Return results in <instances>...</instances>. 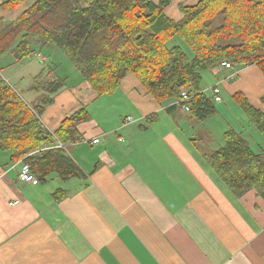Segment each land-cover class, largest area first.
<instances>
[{
  "label": "crops",
  "instance_id": "1",
  "mask_svg": "<svg viewBox=\"0 0 264 264\" xmlns=\"http://www.w3.org/2000/svg\"><path fill=\"white\" fill-rule=\"evenodd\" d=\"M22 11L0 17L12 23ZM257 69L238 70L235 82L226 80L230 70L213 73L231 95L242 92L261 107L264 75ZM245 73L251 82L241 84ZM27 74L6 80L35 102L40 94ZM77 86L58 91L40 118L54 135L86 109L79 135L65 145L80 177L26 184L21 161L0 152V264H264V200L255 190L237 197L218 178L210 152L189 132L199 124L188 112L175 101L157 102L127 75L112 95ZM128 117L135 123L125 125ZM203 142L208 151L222 147L221 140ZM45 147L40 151L58 149ZM259 150L264 158V144Z\"/></svg>",
  "mask_w": 264,
  "mask_h": 264
},
{
  "label": "trees",
  "instance_id": "2",
  "mask_svg": "<svg viewBox=\"0 0 264 264\" xmlns=\"http://www.w3.org/2000/svg\"><path fill=\"white\" fill-rule=\"evenodd\" d=\"M175 1L35 0L12 23L0 22V59L11 52L12 66L39 54L34 41L40 51L52 45L77 67L96 97L114 94L124 77L133 74L159 103L178 100L186 90L192 96L190 118L205 123L219 112L213 89L221 97V85L204 88V72L228 62L235 69L256 66L264 75V0L188 1L179 5L181 16L173 18L167 12ZM24 2L5 0L2 7L14 9ZM175 38L186 43L193 57L181 46H169ZM64 86L54 80L44 89L47 95L25 101L0 72V152L8 153L11 162L29 163L41 181L82 175L65 150L40 151L52 141L40 115ZM231 96L264 135V94L261 107L242 92ZM87 115L83 109L66 119L54 132L56 138L64 145L73 142ZM223 140L207 156L214 173L237 197L255 190L264 200L263 156L241 131L229 129Z\"/></svg>",
  "mask_w": 264,
  "mask_h": 264
},
{
  "label": "rangeland",
  "instance_id": "3",
  "mask_svg": "<svg viewBox=\"0 0 264 264\" xmlns=\"http://www.w3.org/2000/svg\"><path fill=\"white\" fill-rule=\"evenodd\" d=\"M188 1L194 2V0H176L173 3V5L168 9L167 12L168 15H170L173 18L174 17L179 18V16H181V13L179 11L180 10L179 5L187 3ZM4 2L5 0L0 1V15L3 14L4 12L24 10L26 9L27 5L31 4L29 0H25L23 4H21L20 6L14 9H9V8L3 9L2 5L4 4ZM0 22L2 24H5L3 17H0ZM37 45H38L37 42L34 41V43L32 44L33 49L39 50V47ZM169 46L171 47L181 46L185 49L188 56L193 57V53L191 52L189 47L186 45L185 42H183L179 38H175L172 42L169 43ZM42 53L43 54L41 56L40 54H38L39 57L32 56L26 58L25 60H23V62H21L22 65H17L15 68H11V66H9V64L12 61H14V57L12 56L11 52L8 53L7 55H5L0 59V72L2 76L5 79H9V77L17 71L22 73L26 72L28 74L25 75V77L29 81V84L32 87L40 89V91H38L37 93H39L42 96L44 94L46 95L48 94L46 93V91H44V89L47 88L48 84L53 82L54 80L64 81V85H65L64 87L69 89H72L74 87L78 88L77 85L79 83L81 82L84 83L82 76L79 70L77 69V67L74 66V64L70 61V59L59 48L52 45L48 47H44L42 48ZM28 63H30V65H28L27 67L26 66L23 67V64H28ZM246 68L249 67H243V68L239 67L236 68L237 70L236 69L235 70L241 71ZM257 70L260 72L259 69ZM127 76L136 78V80L139 81V79L133 74H128ZM203 76H204V88H205V84L207 85L206 86L207 89H209L210 87H213L219 82V81L217 83L215 82L216 81L215 74L211 71L204 72ZM245 78L247 79V81H243L241 82V84H247L251 82V76L247 75V73H245ZM236 80H238V78ZM9 81L10 84L13 85L19 91V93L23 96L25 101H30L28 100L29 96L26 95L28 92L23 87L18 85L15 86L16 84L13 82V80H9ZM260 87L261 86L259 85L257 92L250 97L252 101L256 100V96L260 92ZM65 92H70V91L67 90ZM206 94L211 96V92H209L208 90H206ZM180 98L178 100H175L176 102L175 104L177 106H180L178 104ZM221 98H222L221 103H215L219 110L218 114L215 117L205 121L203 125H201L202 124L201 122L195 121L196 124L199 125L196 127L195 126L190 127L189 132L191 133L192 138L197 139V142H199L197 144H199L201 147L204 146L203 141H205V139L207 140L208 144H209V140H212L215 144H218L219 140H221V145L223 146L224 145L223 134L229 129H236V130L240 129V131L243 133L244 138L249 141L252 149L255 152L259 153L260 152L259 147L264 144V136L261 133H259L256 130V128L248 121L246 115L233 102L231 93H229L226 87L223 86H221ZM201 147L200 149L202 152L209 153L212 151V150L208 151L203 147L202 148ZM58 149H63V148H58ZM210 149L212 148L210 147ZM214 149L218 150L220 148H213V150Z\"/></svg>",
  "mask_w": 264,
  "mask_h": 264
},
{
  "label": "built area",
  "instance_id": "4",
  "mask_svg": "<svg viewBox=\"0 0 264 264\" xmlns=\"http://www.w3.org/2000/svg\"><path fill=\"white\" fill-rule=\"evenodd\" d=\"M227 69L230 70L231 73L228 75V77L226 78L227 81H233L237 78L238 75V71L235 70V68L232 66L231 63L225 62L222 64V67L216 69ZM213 94H214V101L216 103H221L222 99L220 97V91L218 88H214L213 89ZM192 96L186 91H182L181 93V98L178 102V104L186 111V112H190V108L188 106V103L191 101ZM135 121L133 118L128 117L125 119L124 123L125 125H129V124H133ZM46 128V127H45ZM52 142L53 145H47L45 148L46 149H51V148H63L66 149L67 147L62 144L60 141L57 140V138L52 135ZM98 140H95L93 143H97ZM21 170H20V175L19 178L23 183H28V184H32V185H37L39 183V179L34 175V173L32 172L31 169V165L29 163H26L25 161H21ZM18 202L15 203V205H17Z\"/></svg>",
  "mask_w": 264,
  "mask_h": 264
}]
</instances>
